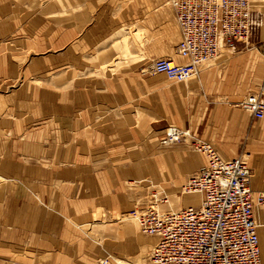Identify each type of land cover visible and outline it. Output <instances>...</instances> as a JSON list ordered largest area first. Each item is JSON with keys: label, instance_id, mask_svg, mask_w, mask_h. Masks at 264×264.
I'll return each instance as SVG.
<instances>
[{"label": "crops", "instance_id": "crops-1", "mask_svg": "<svg viewBox=\"0 0 264 264\" xmlns=\"http://www.w3.org/2000/svg\"><path fill=\"white\" fill-rule=\"evenodd\" d=\"M167 1L0 0V264H70L75 252L81 258L76 226H94L104 210L129 209L123 184L143 176L126 165L116 175L121 151H156L160 165L149 172L154 183H172V207L198 206L201 198L195 205L176 187L207 161L152 149L170 125L223 159L245 151L252 186L264 190V127L227 103L246 92L247 55L221 53L185 83L149 72L158 57L187 62L177 53L181 32ZM259 4L252 0L253 20L264 22ZM120 55L152 61L111 63ZM122 234L130 247L142 244L130 223ZM89 254L83 257L94 262L98 252Z\"/></svg>", "mask_w": 264, "mask_h": 264}, {"label": "built area", "instance_id": "built-area-1", "mask_svg": "<svg viewBox=\"0 0 264 264\" xmlns=\"http://www.w3.org/2000/svg\"><path fill=\"white\" fill-rule=\"evenodd\" d=\"M181 32L177 53L187 59L157 58L152 74L186 82L217 59L223 49L245 44L253 32L252 0H168ZM264 54V44L261 49ZM253 119L264 118V82L258 91L237 105ZM186 142L182 132L171 129L160 146ZM193 146L207 156L205 167L192 174L183 188L201 194L198 206L162 210V197L139 216L142 233L155 239L150 260L155 264H263L251 189L252 172L243 155L223 159L202 140ZM259 201L264 204V192Z\"/></svg>", "mask_w": 264, "mask_h": 264}, {"label": "rangeland", "instance_id": "rangeland-1", "mask_svg": "<svg viewBox=\"0 0 264 264\" xmlns=\"http://www.w3.org/2000/svg\"><path fill=\"white\" fill-rule=\"evenodd\" d=\"M262 1H264V0H262ZM261 6H264V5L259 4L258 8L262 9L264 12V7H261ZM131 30L134 32V29H131ZM125 41H127V40H125ZM127 43L125 42V44H127ZM263 44H264V22H259V21L256 22L253 20V32H252V34L249 38V41L247 43L238 45L235 48H233L232 50L231 49H229V50L223 49L222 50L221 53H228L229 51L238 52V51L242 50L244 52L243 54L247 55L246 57H247V60L249 63V70L247 73L248 85H247L246 92L243 95H240L239 99L232 100V101L228 100L227 103L229 106L243 110L237 106L238 103H240L241 101L246 99L249 95L255 94L258 91V88L261 85V83L264 82L263 81L264 80L263 79L264 78V54L261 51ZM126 47H127V45H126ZM224 57L225 56L223 55L216 62L221 61ZM109 58H113V59L115 58L111 63L117 64L118 62L119 63L125 62V63L129 64V63L138 62L139 60H141L144 57H133V59L132 58L129 59L128 56L120 55L117 57H109ZM145 58H147V61H149V62L152 61L150 59V57H145ZM158 58H169V57H158ZM147 61L146 62L145 61H139V64H137V65L142 66V65L148 63ZM213 62H215V61H212L210 63H213ZM204 68L205 67H203L201 69V72ZM74 74L77 75V72H74ZM198 76H195L190 80L196 79ZM160 77H165V76L161 75ZM190 80H188V81H190ZM183 83H185V82H183ZM253 121L257 122L258 125H260L261 127H264V122L257 121L254 119H253ZM171 129H176V130L182 132L183 134H185L186 142H184L180 145H175V146H169V147H162L161 146L160 147V145H159L160 140L159 139H161V138H159L158 142L152 147L153 150H154V148H157V150H160V151H167V152L168 151L175 152V151L184 150L185 152H187L191 155L198 156L199 159L201 158V160L205 159V161H207V156L205 154H203L201 151H198L192 144V141L199 140L200 138L195 139L194 136L192 135L191 131H189L187 129H183L177 125H170L166 129L164 135H166V133L169 132ZM145 147H147V146H145ZM155 152L156 151H149V149L147 151H133V152L121 151L117 155V157H119V160H117L116 162L114 161L115 164L113 166V168L116 169V175L117 174L121 175V171L126 169L125 165L131 171H136V170H138V168H141L143 170L142 171L143 176L138 177V175L135 173L134 177H132L134 181L129 180L128 182L123 184L124 190H126L128 193H130L131 194L130 196L132 197L131 203L129 205V209H127L126 211H121L120 213H115L113 215L108 214L107 211L104 210V212L102 211L103 214L96 215L93 217L94 221H92V222L96 225H94V226H91V225L80 226L79 225L78 227L76 226V228L78 230V234H79L78 239L83 240V242H82L83 243L82 256L80 258L78 255H75L76 252L70 254V256H71L70 257V264H102V262H101L102 259H105V261H106L105 264H117L113 257L120 258V259H123L126 261L128 260L129 262H126V264H129V263L130 264H155L150 260V257H149L150 251H151L152 247L154 246L155 242L151 243V240H153V239L151 237L145 236L142 233L141 228H140V223H139V216L142 213V211H144V209L150 203L154 202V200L156 198L161 199L162 197H165V196L168 198V203L160 204L159 205L160 209L172 210V211L179 210V207L178 208L172 207V205H173V198L171 197V194H173L172 193L173 192L172 191V188H173L172 183L169 181H165V179H163V178H162V182H160V183L155 182L154 183L155 178L153 177L151 172H149V169H151V167H152V170H155V168H159V165H160V161H159L158 157L156 156ZM242 153H243L244 159H246V161L248 162V165H249L251 172H252L251 189L253 191V197H254L255 215H256L257 223H258L259 228H260V238H261V247H262V255H263L262 260L264 262V204L259 201V195H260V193L264 192V190H262V189L257 190L252 186V180L254 177L253 168L251 167L248 155L245 151H243V152L240 151L238 153V156L242 155ZM118 164L120 165V167ZM206 164H207V162L205 163V166H206ZM145 171H146V173H145ZM197 171H199V170H197ZM195 172L190 173V175H192ZM145 174L147 175V177H144ZM188 177H190V176H188ZM188 177H187V179H184L180 183H178L176 188L179 191L178 192L179 195L189 194L188 198L191 200V202L193 204L197 205V203L200 201L201 194H199L197 192L188 193V192L183 190V188L187 184ZM0 180H1V183L4 182L1 177H0ZM7 202H8V205L11 206V201H7ZM29 202H32V201L30 200ZM35 202L39 203L42 201L37 199V200H35ZM142 202H143V204H142ZM128 213L131 215H134L137 218L136 219L138 221L137 225L139 227L138 234L141 235L142 240H143L141 245L139 243H137V244H135V246L130 247L128 245L127 241L121 237L123 235L122 234L123 233V226L128 224L129 221H131V220L133 221V217L124 218L125 215ZM99 227H101V228H99ZM133 247H135V248H133ZM93 250L98 252V255L96 254V256L94 258V262H92V261L90 262L88 260V258H84L83 255L85 254L86 256L89 257L90 256L89 253L90 252L92 253ZM23 256L28 258L30 261H32L33 254L25 253ZM79 259H80V262H79ZM66 260L68 261L67 258H66Z\"/></svg>", "mask_w": 264, "mask_h": 264}, {"label": "bare ground", "instance_id": "bare-ground-1", "mask_svg": "<svg viewBox=\"0 0 264 264\" xmlns=\"http://www.w3.org/2000/svg\"><path fill=\"white\" fill-rule=\"evenodd\" d=\"M123 32V31H122ZM124 33V32H123ZM119 34V33H118ZM120 34H121V31H120ZM119 34V35H120ZM130 34V33H129ZM126 35V34H125ZM141 35V34H140ZM131 36V35H130ZM130 36H129V38H130ZM132 38V37H131ZM135 38V37H134ZM120 39V38H119ZM124 39V38H123ZM127 40V39H126ZM130 40V39H129ZM121 41H122V39H121ZM128 43L130 42V41H127ZM126 42V43H127ZM134 42V41H133ZM133 44V43H132ZM127 45V44H126ZM123 46V45H122ZM124 46H125V44H124ZM129 47V46H128ZM134 47H135V45H134ZM123 48V47H122ZM124 49V48H123ZM134 49V48H133ZM128 50V49H127ZM225 50V49H224ZM129 52H131V51H129ZM138 52H139V50H138ZM127 53V52H126ZM141 53V52H140ZM117 57V56H116ZM133 59V58H132ZM120 60V59H119ZM116 64V63H115ZM118 64H119V62H118ZM124 64V63H123ZM120 65V64H119ZM122 65V64H121ZM111 67V66H110ZM117 69V68H116ZM133 187V186H132ZM140 191V190H139ZM159 191V190H158ZM143 194V193H142ZM138 196V195H137ZM145 199V198H144ZM147 200V199H146ZM138 201V200H137ZM149 202V201H148ZM142 204H143V202H142ZM142 210V209H141ZM120 217V216H119ZM129 218V217H133V221L131 220V221H129V223L133 226V231L134 232H139V227H138V225H137V223H138V221L136 220L137 218L134 216V215H131V214H126L125 215V217L124 218ZM135 217V218H134ZM111 218V217H110ZM96 220V219H95ZM103 220V219H102ZM120 220V219H119ZM118 220V221H119ZM114 221V220H113ZM98 222V221H97ZM112 222V221H111ZM94 225H96V224H94ZM102 227V226H101ZM101 227H99V228H101ZM93 228V227H92ZM97 228V227H96ZM93 230V229H92ZM92 232V231H91ZM94 232V231H93ZM98 233V232H97ZM102 237V236H101ZM155 241L154 240H151V243H154ZM147 245V244H146ZM145 246V245H144ZM143 246V247H144ZM148 247V246H147ZM114 258V257H113ZM145 259V258H144ZM114 260L116 261V263L117 264H126V261L125 260H123V259H120V258H114ZM128 261V260H127ZM101 262H102V264H105V259H102L101 260ZM129 262V261H128ZM130 264V263H129Z\"/></svg>", "mask_w": 264, "mask_h": 264}]
</instances>
